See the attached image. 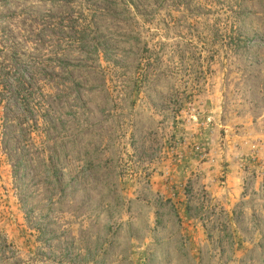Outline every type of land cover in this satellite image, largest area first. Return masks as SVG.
Returning a JSON list of instances; mask_svg holds the SVG:
<instances>
[{
    "label": "rangeland",
    "instance_id": "374dc122",
    "mask_svg": "<svg viewBox=\"0 0 264 264\" xmlns=\"http://www.w3.org/2000/svg\"><path fill=\"white\" fill-rule=\"evenodd\" d=\"M0 264H264V0H0Z\"/></svg>",
    "mask_w": 264,
    "mask_h": 264
},
{
    "label": "trees",
    "instance_id": "16d2710c",
    "mask_svg": "<svg viewBox=\"0 0 264 264\" xmlns=\"http://www.w3.org/2000/svg\"><path fill=\"white\" fill-rule=\"evenodd\" d=\"M92 38V37H91ZM95 41H100V39H96Z\"/></svg>",
    "mask_w": 264,
    "mask_h": 264
},
{
    "label": "built area",
    "instance_id": "2783aa9c",
    "mask_svg": "<svg viewBox=\"0 0 264 264\" xmlns=\"http://www.w3.org/2000/svg\"><path fill=\"white\" fill-rule=\"evenodd\" d=\"M253 146H255V145H253Z\"/></svg>",
    "mask_w": 264,
    "mask_h": 264
}]
</instances>
